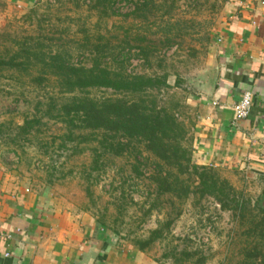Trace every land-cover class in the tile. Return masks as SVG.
<instances>
[{
    "label": "rangeland",
    "instance_id": "1",
    "mask_svg": "<svg viewBox=\"0 0 264 264\" xmlns=\"http://www.w3.org/2000/svg\"><path fill=\"white\" fill-rule=\"evenodd\" d=\"M229 0H154L147 14H131L135 0H116L106 14L94 9V0H0V58L19 54L24 67L0 70V155L41 197L60 207L92 217L99 229L120 245L147 253L158 264H242L247 260L244 234L252 226L219 208L211 198L190 194L185 200L158 194L151 178L156 160L143 145L131 143L121 154L103 151L100 132L72 129L61 120V105L71 97L61 93L50 57L68 65L88 67L93 45L99 62L127 74H167L170 88L155 94L156 102L173 109L186 134L191 163L192 128L199 93L200 71L207 48ZM147 50L148 59L138 55ZM26 54H31L27 60ZM24 55V56H23ZM42 55L43 62L34 59ZM27 60V61H26ZM123 63V64H121ZM42 72L45 74L43 75ZM42 78L44 81L36 82ZM78 95L98 100L119 97L111 90L88 89ZM70 101V100H69ZM54 104V112L48 107ZM165 107V106H164ZM37 117L39 125L28 135L19 127ZM94 134V135H92ZM162 169H166L162 165ZM213 169L255 205L264 210V182L245 179L231 169ZM181 178L185 179L183 176ZM260 218H257V221ZM167 223H171L167 227ZM161 237L145 244L152 231ZM250 263L257 264L252 257Z\"/></svg>",
    "mask_w": 264,
    "mask_h": 264
},
{
    "label": "crops",
    "instance_id": "2",
    "mask_svg": "<svg viewBox=\"0 0 264 264\" xmlns=\"http://www.w3.org/2000/svg\"><path fill=\"white\" fill-rule=\"evenodd\" d=\"M207 54L199 93L188 100L196 111L194 160L264 182V0H229ZM244 93L250 114L236 120L233 106ZM0 264L158 262L117 243L90 215L38 195L0 155Z\"/></svg>",
    "mask_w": 264,
    "mask_h": 264
},
{
    "label": "trees",
    "instance_id": "3",
    "mask_svg": "<svg viewBox=\"0 0 264 264\" xmlns=\"http://www.w3.org/2000/svg\"><path fill=\"white\" fill-rule=\"evenodd\" d=\"M115 1L94 0L93 8H101L106 14ZM135 3L131 14H142L139 17L145 20L151 10L160 8L154 5V0H135ZM99 52L98 45H93L90 52L93 60L88 67L68 65L59 56L50 57L51 65L48 67L52 66L54 70L51 72L60 78L61 93L71 97L70 101L61 105L58 117L64 119L72 129L100 132V147L104 152L107 150L121 154L129 149L131 143L142 144L145 152L157 162L156 176L151 180L157 185L158 194L172 195L180 200H185L190 194L199 195L200 199L211 198L221 210L230 211L241 220L248 217L252 226L244 234L252 240L248 243L250 249L245 251L248 252V261L242 264H255L250 263L249 258L252 257L256 258L257 264H264V210H259L261 216L255 214V210H252L255 205L251 200L237 194L227 182L218 180L213 169L191 163V150L184 146L187 134L184 126L177 121L172 108L156 102L155 94L170 88L167 74H127L122 67L110 70L99 62ZM138 55L143 60L149 56L147 50L143 49H140ZM26 56L28 60L31 54ZM34 56L38 62L44 61L42 55ZM18 58L23 57L19 54L8 61L0 58V70L22 69L24 64L22 61L16 62ZM35 81L44 80L39 77ZM102 88L111 90L119 97L98 100L78 95L88 89ZM54 109L52 103L48 111L52 113ZM39 123L37 117L25 119L19 127V133L28 136ZM162 165L166 169H162ZM258 217L260 219L257 221ZM170 224L167 223V227ZM161 235L159 229L152 231L150 239L140 246L149 245Z\"/></svg>",
    "mask_w": 264,
    "mask_h": 264
},
{
    "label": "built area",
    "instance_id": "4",
    "mask_svg": "<svg viewBox=\"0 0 264 264\" xmlns=\"http://www.w3.org/2000/svg\"><path fill=\"white\" fill-rule=\"evenodd\" d=\"M251 105H252L251 94L244 93L241 99L233 106L236 120H243L248 118L251 110Z\"/></svg>",
    "mask_w": 264,
    "mask_h": 264
}]
</instances>
